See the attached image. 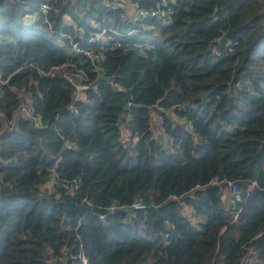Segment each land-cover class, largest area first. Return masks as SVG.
<instances>
[{"label":"trees","instance_id":"trees-1","mask_svg":"<svg viewBox=\"0 0 264 264\" xmlns=\"http://www.w3.org/2000/svg\"><path fill=\"white\" fill-rule=\"evenodd\" d=\"M168 3L128 19L110 0H0V131L34 115L0 139V264H264V0ZM64 64L95 83L76 111Z\"/></svg>","mask_w":264,"mask_h":264},{"label":"built area","instance_id":"built-area-1","mask_svg":"<svg viewBox=\"0 0 264 264\" xmlns=\"http://www.w3.org/2000/svg\"><path fill=\"white\" fill-rule=\"evenodd\" d=\"M44 1H51V0H44ZM110 3L113 7L122 8L123 10H125L126 9L125 6L128 5V3L124 2V1H119V2L118 1H115V2L110 1ZM49 9H51V6L47 2L42 3L41 10H42L43 15L46 16ZM132 9L134 11V16H136L138 19H145V18H149V17L168 16V14H171V12H172L171 8L169 7L168 0H158L157 4L154 7H151L149 10H145L144 8H139L136 6H133ZM44 22L49 24L47 18L44 19ZM106 32H107L106 28H101L99 31H95L91 35V37L87 39V41L89 43L105 42L108 40L105 37ZM70 45H71V49H70L71 51H73L75 53L83 54L85 57H87L90 60L92 65L95 66L93 68V71H95L97 73V76L99 77V75L101 73L97 70H98V65L100 64V62L102 60L101 55L95 53V51L92 49L82 47L80 45V43L77 41L70 42ZM64 66H66V64L61 65L59 67H53L51 69V71L53 73H56L60 70H63V73H62L63 77L73 87L72 100H71L70 104L68 105V108L72 111H76V104L82 98L83 93L86 90L93 88V85L95 83L88 80L89 79L88 74L82 68H73L72 70L66 71L63 68ZM109 80L112 84H114L115 86L118 87V85L113 81L112 78ZM17 112L21 113L22 116L29 118V119L34 117V115L32 113L31 106H29L26 103L20 104ZM35 121H39V117H36ZM9 124L7 125L8 127H10L12 123H9ZM72 183L74 184V188L76 189L78 187V183H76L75 181ZM63 186L66 187L65 184H63ZM231 190H232L231 196H232L233 200L234 201L241 200V194H240L236 184H232ZM172 198H175V196H172ZM86 203H88V201H86ZM145 208H146V205L140 199L134 201L131 205H126L123 207V209L125 211H127L128 213H131L134 210H142ZM106 210H107V212L103 213V214H99V213L95 212L99 216V218L102 222H106L108 213H114L115 207L112 206ZM189 210H191V208H189ZM192 219H193V221H196L197 217L194 215ZM79 225H80V222H78V226ZM79 259H80L81 264H87L88 263V259L84 255H80ZM252 261H253V257H249L247 260V263H251Z\"/></svg>","mask_w":264,"mask_h":264},{"label":"rangeland","instance_id":"rangeland-1","mask_svg":"<svg viewBox=\"0 0 264 264\" xmlns=\"http://www.w3.org/2000/svg\"><path fill=\"white\" fill-rule=\"evenodd\" d=\"M110 1H112V2H115V1H118V2H119V1H124V2L128 3V5L125 6L126 9L124 10V12H125V17H127L128 19L133 18V15H134V11H133V9H132L133 4L130 2V0H110ZM130 17H131V18H130ZM143 37H147V36L143 34ZM48 38H50L53 42L61 43V39H60L59 37H53V36H51V35L48 34ZM64 49H65L66 51H71L69 46H65ZM109 81H110V80H109ZM154 117H155L156 121L159 120L156 116H154ZM159 132H160V131H159ZM225 194H226V198L231 197V199H232V201H233V198H232V196H231V194H232V190H231V189L227 190V191L225 192ZM205 220H206V219H205L204 217H201V221H205ZM252 262H253V261H252Z\"/></svg>","mask_w":264,"mask_h":264},{"label":"water","instance_id":"water-1","mask_svg":"<svg viewBox=\"0 0 264 264\" xmlns=\"http://www.w3.org/2000/svg\"><path fill=\"white\" fill-rule=\"evenodd\" d=\"M99 79H103V80H107L109 81V77L105 76L104 74H100L99 77H98V80ZM21 113L17 112L16 115L14 116V121L12 123V125L10 127L8 126H5L1 131H0V139L7 133H10L12 131H14L16 129V126H17V121L19 119V117H21ZM96 213H99V214H103V213H106L107 210L104 209V208H94L93 209Z\"/></svg>","mask_w":264,"mask_h":264}]
</instances>
